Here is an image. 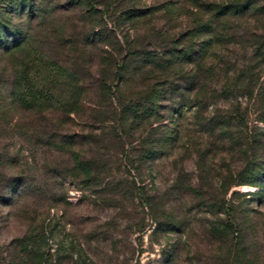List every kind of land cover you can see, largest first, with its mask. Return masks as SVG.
<instances>
[{
	"label": "trees",
	"instance_id": "trees-1",
	"mask_svg": "<svg viewBox=\"0 0 264 264\" xmlns=\"http://www.w3.org/2000/svg\"><path fill=\"white\" fill-rule=\"evenodd\" d=\"M38 3L0 0V128L9 127L11 139L28 140V112L44 126H62L58 116L78 117L94 94L91 112L99 127L81 141L71 135L44 138L71 155L64 177L90 190L95 204H106L124 184L129 195L143 190L144 164L175 151L186 130L182 109L193 108L194 126L211 137L203 149L193 142L194 152L210 171L211 147L222 161L219 183L209 185L206 200L221 217L208 232L219 237L225 261L263 264L252 250L258 233L264 235V0H164L148 6L141 0H76L99 27L85 33L84 44L96 48L94 62L86 67V52L69 53L66 61L49 57L55 68L47 93L36 88L28 58L31 24L50 6ZM157 13L169 27L155 23ZM243 95L251 109L242 106ZM220 97L225 103H218ZM111 144L116 148L109 151ZM3 170L0 156V201L2 190L14 198L24 184V176L15 174L5 189ZM146 202L151 220L160 224V201L151 196ZM36 231L28 236L32 246L21 240L6 264H56L40 248Z\"/></svg>",
	"mask_w": 264,
	"mask_h": 264
},
{
	"label": "rangeland",
	"instance_id": "rangeland-1",
	"mask_svg": "<svg viewBox=\"0 0 264 264\" xmlns=\"http://www.w3.org/2000/svg\"><path fill=\"white\" fill-rule=\"evenodd\" d=\"M36 1L50 6L44 16L37 17L31 24L28 58L33 62L31 75L36 88L47 93L55 68L48 58L66 61L71 56L69 53L86 52V67H91L96 48L84 44L85 33L93 26L95 30L99 27L96 21L88 19L83 6H76V0ZM141 1L148 6L164 0ZM155 17L159 27H169L165 25L163 14L157 13ZM110 26L107 22V27ZM131 33L134 35L132 29ZM95 69L93 64L92 76L96 74ZM239 100L243 107L251 109L252 106L246 105V96ZM97 101L94 94L89 96L83 102L82 113L78 117L72 114L73 119L59 115L62 126L56 127L53 121L42 125L28 112V140L11 139V129L0 128L5 181L2 185L6 189L15 174L24 176V184L14 198L1 186L0 264H6L10 254L18 253L21 240L32 246L28 244V236L37 234L36 229L42 241L40 248L56 264H232L220 256L223 251L219 237H211L208 232L209 224L213 222L218 227L221 217L206 204L209 185L219 183L221 154L218 148L211 147L215 159L210 171V163H205L194 152L193 142L201 144L203 149L211 137L194 126L193 108L182 109L180 123L186 130L175 151L152 164H144L145 182L139 194L136 191L127 194L129 185L124 184L118 196H109L112 202L95 204L90 190L64 177L63 169L73 165L71 155L44 137L71 135L81 141L91 127L100 126L94 122L91 112ZM218 103H225L224 99H219ZM186 144L188 151L181 148ZM109 146V151L116 148ZM77 147L79 150L80 146ZM85 148L88 150L87 146ZM237 163L240 164L239 161L234 164ZM151 196L160 201L157 214L160 224L152 221L148 214L146 200ZM256 239L252 251L259 252L264 259L263 233H258Z\"/></svg>",
	"mask_w": 264,
	"mask_h": 264
}]
</instances>
